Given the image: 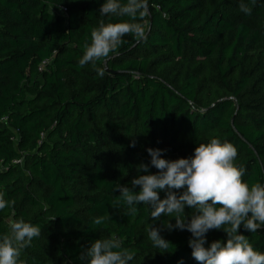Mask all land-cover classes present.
I'll return each instance as SVG.
<instances>
[{"label": "trees", "instance_id": "16d2710c", "mask_svg": "<svg viewBox=\"0 0 264 264\" xmlns=\"http://www.w3.org/2000/svg\"><path fill=\"white\" fill-rule=\"evenodd\" d=\"M102 2L0 0V192L12 201L0 233L10 216L39 226L22 264H80L109 236L135 251L129 264H199L189 232L169 231L171 217L153 220L140 204L126 214L113 187L130 186L146 148L174 160L213 137L236 148L243 181L264 183V0H243L247 14L241 0H148L144 39L127 34L80 66L92 28L128 19L101 17ZM149 224L167 249L152 247ZM238 232L264 251V226ZM224 238L209 230L205 246Z\"/></svg>", "mask_w": 264, "mask_h": 264}, {"label": "clouds", "instance_id": "9594fccd", "mask_svg": "<svg viewBox=\"0 0 264 264\" xmlns=\"http://www.w3.org/2000/svg\"><path fill=\"white\" fill-rule=\"evenodd\" d=\"M248 2L252 4L255 0ZM239 7L245 14L250 11L243 0ZM147 9L148 0H103L98 9L101 17L128 19L101 21L98 27L92 28L90 37L82 45L79 65H95L110 52L115 53L127 34L144 39L146 29L140 20ZM95 71L97 76H104L103 68ZM145 151L148 163L137 166L139 174L131 179L130 186L116 184L113 187L126 207V214L134 216L140 204L146 206L153 220L161 215L171 217L174 223L167 220L164 225L169 231L190 233L187 244L191 257L199 264H264V251L256 250L249 239L238 232V228H242L255 233L264 226V183L248 184L241 179L245 169L234 163L237 151L233 144L213 137L207 143L197 144L190 156L174 160L163 158V149L146 148ZM149 166L157 171L149 173ZM11 203L0 192V211ZM186 206L192 209L191 213L185 212ZM92 223L100 225L102 217L94 218ZM213 229L222 230L225 238L207 242L205 246L206 233ZM39 235L38 225L10 216L7 232L0 233V264H22L19 260L22 250ZM147 238L156 249H167L170 245L151 224ZM135 255L134 250L123 246L118 236H109L91 241L79 259L80 264H129Z\"/></svg>", "mask_w": 264, "mask_h": 264}, {"label": "rangeland", "instance_id": "374dc122", "mask_svg": "<svg viewBox=\"0 0 264 264\" xmlns=\"http://www.w3.org/2000/svg\"><path fill=\"white\" fill-rule=\"evenodd\" d=\"M53 12H56L57 10L56 9H52ZM8 220V219H7Z\"/></svg>", "mask_w": 264, "mask_h": 264}, {"label": "built area", "instance_id": "2783aa9c", "mask_svg": "<svg viewBox=\"0 0 264 264\" xmlns=\"http://www.w3.org/2000/svg\"><path fill=\"white\" fill-rule=\"evenodd\" d=\"M63 10V9H62Z\"/></svg>", "mask_w": 264, "mask_h": 264}]
</instances>
